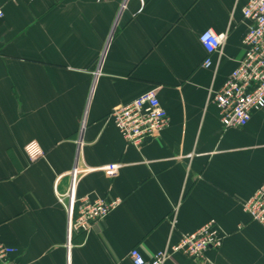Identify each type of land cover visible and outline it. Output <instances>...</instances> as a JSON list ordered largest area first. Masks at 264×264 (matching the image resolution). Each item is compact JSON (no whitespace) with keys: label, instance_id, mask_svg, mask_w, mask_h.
Segmentation results:
<instances>
[{"label":"crops","instance_id":"crops-1","mask_svg":"<svg viewBox=\"0 0 264 264\" xmlns=\"http://www.w3.org/2000/svg\"><path fill=\"white\" fill-rule=\"evenodd\" d=\"M249 0H0V243L10 264H132L215 221L203 262L264 264V227L243 204L264 181V109L225 129L214 96L245 57ZM214 68L199 37L227 32ZM156 90L169 127L127 145L114 108ZM120 166L110 180L104 168ZM89 171V172H88ZM77 199L120 200L69 237Z\"/></svg>","mask_w":264,"mask_h":264},{"label":"built area","instance_id":"built-area-1","mask_svg":"<svg viewBox=\"0 0 264 264\" xmlns=\"http://www.w3.org/2000/svg\"><path fill=\"white\" fill-rule=\"evenodd\" d=\"M20 1L31 3L34 0ZM3 17L4 13L0 11V19ZM243 18L248 24L244 39L245 57L213 98L225 129L246 128L253 115L264 109V0H249L243 9ZM229 31L218 34L207 30L200 35L199 41L206 53L204 69L214 68V58L221 57ZM111 117L127 145L137 148L158 138L170 124L156 90L114 108ZM119 169V165L111 164L104 171L110 180H115ZM60 201H67V204L69 201L70 238L73 234L90 232L121 205L120 200L99 199L92 194L77 199L72 188L61 196ZM243 210L252 222L264 227V181L244 202ZM226 237L218 224L211 221L200 230L184 235L178 244H169L152 258H146L140 249L135 248L130 253V260L132 264H167L173 256L182 254L195 262H203L208 251L222 248ZM16 252L15 248L0 243V264H10Z\"/></svg>","mask_w":264,"mask_h":264}]
</instances>
